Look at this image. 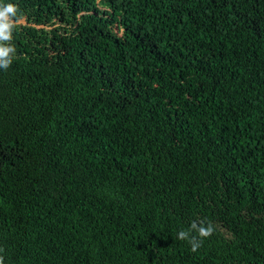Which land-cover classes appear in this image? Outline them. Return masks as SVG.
Segmentation results:
<instances>
[{"label": "trees", "instance_id": "obj_1", "mask_svg": "<svg viewBox=\"0 0 264 264\" xmlns=\"http://www.w3.org/2000/svg\"><path fill=\"white\" fill-rule=\"evenodd\" d=\"M6 3L2 264H264V0Z\"/></svg>", "mask_w": 264, "mask_h": 264}, {"label": "clouds", "instance_id": "obj_2", "mask_svg": "<svg viewBox=\"0 0 264 264\" xmlns=\"http://www.w3.org/2000/svg\"><path fill=\"white\" fill-rule=\"evenodd\" d=\"M18 8L13 3L0 4V69L7 70L15 54V47L11 41L13 31L17 27ZM214 232V227L210 222L193 221L187 230L177 233L178 240H185L191 246V251L196 252L202 245L203 239L209 237ZM195 233V235H193ZM3 257H0L2 264Z\"/></svg>", "mask_w": 264, "mask_h": 264}, {"label": "rangeland", "instance_id": "obj_3", "mask_svg": "<svg viewBox=\"0 0 264 264\" xmlns=\"http://www.w3.org/2000/svg\"><path fill=\"white\" fill-rule=\"evenodd\" d=\"M20 21H21V22H24V20H23V19H21Z\"/></svg>", "mask_w": 264, "mask_h": 264}]
</instances>
